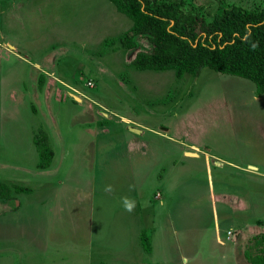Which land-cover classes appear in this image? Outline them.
<instances>
[{"label":"rangeland","instance_id":"obj_1","mask_svg":"<svg viewBox=\"0 0 264 264\" xmlns=\"http://www.w3.org/2000/svg\"><path fill=\"white\" fill-rule=\"evenodd\" d=\"M177 1L206 20L264 6ZM130 26L109 0H0V182L12 190L0 264H250L264 231V92L209 68L138 70L150 45L122 48Z\"/></svg>","mask_w":264,"mask_h":264},{"label":"trees","instance_id":"obj_2","mask_svg":"<svg viewBox=\"0 0 264 264\" xmlns=\"http://www.w3.org/2000/svg\"><path fill=\"white\" fill-rule=\"evenodd\" d=\"M117 11L131 20V26L118 40L122 48L134 49L136 38L150 45L138 50L132 65L138 70H172L177 78L196 77L203 68L243 77L264 92V6L246 8L231 5L210 20L185 11L177 0H109ZM43 75L38 77V88ZM38 159L36 166L46 169L54 153L47 132L39 128L32 138ZM14 190H24L14 185ZM11 188L0 182V199L12 198ZM142 248L151 251L149 239L141 234ZM250 264H264V232L254 234L244 250Z\"/></svg>","mask_w":264,"mask_h":264},{"label":"water","instance_id":"obj_3","mask_svg":"<svg viewBox=\"0 0 264 264\" xmlns=\"http://www.w3.org/2000/svg\"><path fill=\"white\" fill-rule=\"evenodd\" d=\"M127 128L132 131V132H135V133H141V130L138 129V128H135V127H131V126H127ZM187 155H195L194 152H186Z\"/></svg>","mask_w":264,"mask_h":264},{"label":"crops","instance_id":"obj_4","mask_svg":"<svg viewBox=\"0 0 264 264\" xmlns=\"http://www.w3.org/2000/svg\"><path fill=\"white\" fill-rule=\"evenodd\" d=\"M15 49V48H14ZM43 71V70H42ZM44 72V71H43ZM42 75V74H41ZM40 76V75H39ZM43 77H44V75H43ZM191 146H193V145H191ZM186 152H192V151H184V154L186 155ZM195 153V152H194ZM189 156H191V155H189ZM193 156V155H192ZM194 156H198V154L197 153H195V155ZM260 232H264V231H259L258 233H260Z\"/></svg>","mask_w":264,"mask_h":264},{"label":"clouds","instance_id":"obj_5","mask_svg":"<svg viewBox=\"0 0 264 264\" xmlns=\"http://www.w3.org/2000/svg\"><path fill=\"white\" fill-rule=\"evenodd\" d=\"M126 207L129 211H131L132 205L131 204H126Z\"/></svg>","mask_w":264,"mask_h":264}]
</instances>
